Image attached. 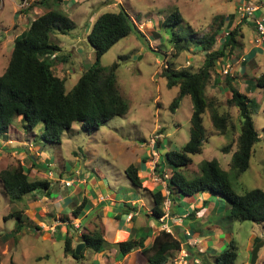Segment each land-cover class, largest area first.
<instances>
[{
  "label": "rangeland",
  "instance_id": "374dc122",
  "mask_svg": "<svg viewBox=\"0 0 264 264\" xmlns=\"http://www.w3.org/2000/svg\"><path fill=\"white\" fill-rule=\"evenodd\" d=\"M39 2L40 0H35L32 6L24 9L20 0H0V75L4 74L9 65L15 40L27 32L35 19L48 12V9L41 7ZM237 6L238 0H63L60 3L57 9L76 24V29L68 35L52 36L53 42L62 49L58 57L66 58L65 61L56 63L54 71L56 75L65 79L67 91H71L81 74L94 63V49L88 42L87 35L97 19L104 13L118 12L121 8L135 19L144 38H139L134 33L122 39L101 60L102 67L106 69L118 63L117 84L129 111L126 116L113 118L92 134L82 131L80 124L76 123L64 136L60 145L49 144L41 139L40 132L44 124L28 132L22 117L14 118L11 131L0 137V173L23 165L32 180L51 178L50 199L48 200L45 192L38 191L35 194L40 198L46 196L53 211L51 210L49 217L33 211L36 221L31 220L28 217L30 203L27 199L37 201L39 198L29 195L22 202L11 203L0 178L1 264H101L98 254L86 247L82 251L84 258L81 261L75 260L70 253H65L67 234L69 237L72 236L73 242L82 241L84 236L85 227L80 226L77 229L71 222L79 224L78 220L82 218L81 224L85 225L88 221V218L83 216L89 211V207L83 210L79 219L71 217V211L76 205L87 201V198L83 199L79 194L78 188L91 190L92 182L102 181L98 183L99 190L94 192L102 196L110 195L113 192L108 188L110 184L117 188L119 194L128 195L127 199L131 200L138 196L139 190L134 188L126 177L125 170L126 166L135 165L140 167L142 172L146 166L150 168L142 176L145 179L144 187L148 190L160 187L165 190V183L154 172L158 163L157 158L160 156L164 162L166 150H180L190 139V120L193 112L191 98L182 99L179 108L172 112L170 107L178 97L179 89H169L161 73L166 69V65L170 64L175 70L197 71L204 62V54L190 46L189 50L175 56L173 38L163 26L164 22L172 13L178 11L184 19L176 28L178 33H190L196 39L217 33L220 42L224 32L232 30L238 24ZM50 8L55 6L51 5ZM243 25L245 33L243 49H237L233 57L225 58L217 65L218 76L214 74L207 88L209 99L214 105L219 106L221 112L229 113L235 127L227 136H222L214 129L208 110L204 115L208 141L204 145L203 153L194 156L193 164L186 170V177L193 178L199 175L200 164L211 160H217L226 171L230 169L229 165L233 153L237 150L236 141L240 132L238 110L227 104L231 93L225 78L230 76L234 86L253 100L252 117L261 138L254 149L249 170L238 180L233 181L234 190L239 195L246 190L264 191V92L256 87L257 79L264 74V51L254 42L253 25L251 23ZM228 65H231L230 72L225 75L223 71ZM12 134H16L15 139L17 135H23L18 140L26 143L24 149L16 154H12L4 146ZM154 140L157 148L152 149ZM229 144L230 153H225L223 150ZM16 150L17 148H14L12 151ZM153 152H156L155 156ZM145 159L144 167L142 160ZM153 160L154 164L151 163ZM33 163L40 166L34 168ZM76 172H80L81 176L75 177ZM166 173L169 174V168ZM72 180H74L72 187H66L65 183ZM77 180H85L83 182L85 187ZM140 192L144 194L143 191ZM91 193L92 191H89L88 196L92 198ZM68 194L71 195L70 200L61 199ZM149 199L145 196V201L150 206ZM218 199L222 203L218 206L217 215L211 218L212 223L228 233L230 239L236 242L238 253L236 264H251L256 240L262 243L256 264H264V223L230 220L228 213H223V206L228 207L226 201ZM218 199H215L214 206L218 205ZM56 203L68 206L58 213V210L54 209ZM166 207L168 208L169 204ZM102 210L96 209L92 213L93 216L100 213L103 215ZM119 211L120 209L113 207L109 219ZM12 212L23 213L33 223L26 222L21 232L16 233L17 220L6 218ZM106 213L108 214L107 210ZM62 217L69 219L67 225L53 224L57 220L63 223ZM127 219H130L129 216ZM43 222L47 225L45 226ZM49 222L53 225L48 224ZM96 229L102 232L105 230L102 225L96 224L90 233ZM120 238L124 239V236L121 235ZM76 247L77 245L73 247L74 251ZM143 261V256L135 253L129 262L122 263L123 261L114 258L105 264H142Z\"/></svg>",
  "mask_w": 264,
  "mask_h": 264
},
{
  "label": "trees",
  "instance_id": "16d2710c",
  "mask_svg": "<svg viewBox=\"0 0 264 264\" xmlns=\"http://www.w3.org/2000/svg\"><path fill=\"white\" fill-rule=\"evenodd\" d=\"M62 1L40 0L39 5L48 9V12L35 19L28 31L14 42L9 65L4 74L0 75V137L8 133L15 117H22L28 132L44 124L40 132L41 139L49 144L60 145L76 123L80 124L82 131L92 134L113 118L128 114V104L117 84L118 63L106 69L102 67L101 60L122 39L134 33L139 38H144L135 19L123 8L118 12L104 13L97 19L87 35V40L94 49V63L81 74L71 91H67L65 79L54 71L56 63L65 61L66 58L58 57L62 49L53 42L52 36L68 35L76 29V24L57 9ZM51 5L55 8H50ZM183 20L182 15L175 11L163 24L173 38L175 56L194 46L203 52L204 62L197 71L175 70L171 64L166 65L161 76L166 79L169 89H179L178 97L170 107L172 112L179 108L182 99L191 98L193 112L190 120V139L180 150H166L165 161L160 159L155 166L154 172L165 183L168 195L161 187L147 191L143 186L145 179L140 176V168L135 165L127 167L125 175L134 188L149 192L153 201L151 214L157 221L166 215L165 204L173 201L175 193L186 198L209 193L226 201L230 220L264 223V191L246 190L239 195L233 187V181L249 170L254 149L261 138L252 117L253 100L234 86L230 76L225 78L231 93L227 104L238 110L240 120L237 150L233 153L230 169L224 170L217 160L203 161L199 166V175L186 177V170L193 164L194 156L203 153L204 145L208 141L204 126V115L207 111L210 110L214 129L222 136H227L235 127L229 113L221 112L219 106L209 99L207 88L214 74L218 76L217 65L225 58L233 57L237 49H243L245 33L244 25L240 23L230 29L227 39L222 40L221 37L220 42L217 33L196 39L190 33H178L176 28ZM256 87L264 92V74L257 79ZM230 149L231 144L223 151L230 153ZM142 162L145 164L146 159ZM33 166L36 168L40 165L33 163ZM168 168L169 174L166 173ZM0 178L11 203L22 202L27 196H32L38 191L45 192L46 195L51 194L52 179L47 177L45 180H32L23 165L2 171ZM86 203L84 200L71 211L73 219L82 217L83 210L87 208ZM133 211L135 212L136 208L126 204L116 219ZM196 213L197 211L192 212L190 217ZM6 218L17 220L16 233L21 232L26 222L33 223L21 212H12ZM61 220L63 223L69 222L65 217ZM150 238L151 232L147 231L140 239L136 240L131 236L126 241L110 244L105 240L102 230L96 229L89 235L84 234L82 242L96 254H101L105 247L115 248L118 261L135 251H141L146 258V264H168L182 249L187 248L191 252L188 246H184L182 239L166 230L153 237L151 245L146 247ZM258 242L260 240H256L254 245ZM72 243V238L67 235L65 253H70L75 260L81 261L84 254L77 256ZM192 255L205 260L207 253L195 251ZM237 259V245L231 240L226 249L215 258V262L236 264ZM194 262L195 260H192L190 263L195 264Z\"/></svg>",
  "mask_w": 264,
  "mask_h": 264
},
{
  "label": "crops",
  "instance_id": "0c3cea01",
  "mask_svg": "<svg viewBox=\"0 0 264 264\" xmlns=\"http://www.w3.org/2000/svg\"><path fill=\"white\" fill-rule=\"evenodd\" d=\"M31 1L34 2L35 0H31ZM17 8H19V6H17ZM16 12H17V9L15 10V13ZM14 24L15 23L13 21V26ZM10 131H11V128L9 129V132ZM15 135L12 134V137L4 144V146L9 149L7 150L11 151L12 154L18 153V151H20L21 149H24V147L26 146V143L24 141L21 142L18 140L23 135L21 134L17 135L16 136L17 139H15L14 137ZM17 142L18 143L20 142L19 144L23 143L25 145L22 146L19 144H14ZM14 148H17V150L12 151ZM126 167H129V165ZM144 167H145V164H144ZM147 169H150V168L146 166L144 168L145 170L144 172H146ZM140 172H141L140 176L142 177L144 172H142L141 169H140ZM101 182L102 181L92 182L93 184H92L91 190H87V189L81 190L80 188H78L79 194L82 196V198L83 199L87 198V207H89V211H87L84 214L83 218H88V221L85 223V225H82L81 224L82 218H81L78 220L80 222L79 224L78 223L76 224L74 222H71V223H73L74 227L77 229L80 226L82 228L85 227V230L83 233L86 235L87 233H90L92 231V228L96 224H98L99 226L102 225V227L105 229L103 231L105 240L110 244H115V243L126 241L131 236H133L136 240L140 239L143 234L149 231L151 232V238L146 245V247H148L151 245L153 241L152 240L153 237H156L162 230H166L167 232L175 234L176 237H179L180 239H182L184 246L186 245L191 249V252H189L187 248L182 249V251H180L178 255L176 256V258L180 256L181 252H184L188 255L187 259L189 262H192V260H198L200 264H216L215 258L226 249L227 245L232 240L230 239V236L228 233L220 229L219 226H217L215 223H212L213 220L211 218L217 215V213L219 212V211L217 212L218 206L222 202L217 197H214L210 195L209 193L198 194L197 196L193 198H186L184 196H180L179 194L175 193L174 197H172L173 201L172 202L170 201L169 207L168 208L166 207L165 209L166 210L165 216L167 217H166L165 222L162 223L160 221H157L151 214L152 207H153V201H152V198L149 192H147L148 191L147 187H145L147 191H144L143 189H138L139 190L137 192L138 196H135V198L128 200L127 199V197H129L128 195L122 196L117 191V188L110 186V184L108 188L109 190L113 191L110 195L102 196L101 194L94 192L95 190H99L97 189L98 188L97 186ZM84 184L85 183H82L81 186L85 187ZM102 187L103 189H105L104 185H102ZM153 189L155 188H151L149 189V191H152ZM89 191L90 192L92 191L91 194L93 195L92 198L94 199H92L91 196H88ZM140 191H143L145 196L148 199L150 198L149 199L150 206L145 201L144 194L141 193ZM32 196H34L35 198H39V199L37 201H33L32 198L27 199L28 203H30V213L28 214V217L31 220L36 221L35 219L36 216H34L35 214L33 213V211L38 213V215L44 213L45 216L49 217L50 213L53 211L48 203V200L50 199V195H47L48 200L46 199V196L40 198L35 193ZM61 199L70 200L71 195L68 194V196L61 198ZM215 199H218L217 200L218 205L216 206L213 205ZM126 204H130L132 207H135L136 211L131 212L129 215H122L119 219H116V216L121 213L122 211L121 209H123L124 205ZM54 206H53L54 209L56 208V210H58V213H59V211H61L64 207H67L68 205L61 206V204L56 203V205L54 204ZM113 207L120 209V211L116 212L113 218L109 219L113 211ZM96 209L98 210L103 209L101 211L103 212V215L100 213V214L93 216L92 213H94ZM144 209L146 211H144ZM106 210L108 214L106 213ZM194 211H197V213L195 214V216L190 217V214ZM228 211H229V206L228 207L223 206V213H228ZM60 216L61 215H59L58 217L60 218ZM128 216L132 218L127 219ZM95 220L97 221L94 222ZM43 223L45 226L47 225L45 222ZM68 223L69 222L60 223V221L57 220V221H54L53 224L58 225V226L60 225L65 226ZM48 224H51V223L49 222ZM121 235L124 236V239L120 238ZM80 243H85V242L74 241L72 245L73 247H75L76 245H79ZM195 251L207 253L205 260H202V259H199L193 256L192 254ZM135 253L142 255L144 259L142 264H146V258L141 253V251H135L129 254L122 260L123 261L122 263L129 262L131 260V257ZM98 256H99L101 264H105L109 261H113L114 258L117 257V250L112 247H107L101 254H98ZM173 260H171L168 264H173Z\"/></svg>",
  "mask_w": 264,
  "mask_h": 264
},
{
  "label": "built area",
  "instance_id": "2783aa9c",
  "mask_svg": "<svg viewBox=\"0 0 264 264\" xmlns=\"http://www.w3.org/2000/svg\"><path fill=\"white\" fill-rule=\"evenodd\" d=\"M32 1L31 0H24L21 3V7L24 9H27L31 6ZM237 18H238V24L243 23H251L253 25V30L255 32V39L254 42L257 47H260L264 51V0H238V6H237ZM230 31L224 32L222 36V40H225L229 37ZM167 67V66H166ZM231 65H228L226 69L223 71L225 75H228L230 72ZM152 149L155 147V140L153 141ZM153 155H156V152H153ZM160 156L157 158V162L159 161ZM154 164V160L152 161ZM155 169V168H154ZM75 177H80L81 173L76 172ZM167 177V176H166ZM78 182L83 183L84 180H77ZM74 183V180L66 182V187H72ZM167 195L169 194V191L165 190ZM170 202H166V206ZM167 216H164L163 218H160L159 221L164 223ZM129 218H132L129 216ZM188 255L184 252H181L180 256L173 260V264H191L188 261ZM195 264H200L198 260H195Z\"/></svg>",
  "mask_w": 264,
  "mask_h": 264
},
{
  "label": "water",
  "instance_id": "95a60500",
  "mask_svg": "<svg viewBox=\"0 0 264 264\" xmlns=\"http://www.w3.org/2000/svg\"><path fill=\"white\" fill-rule=\"evenodd\" d=\"M86 247L85 243H80L79 245H77L76 250H75V254L77 256L81 255L82 251L84 250V248ZM262 247V243H257L252 251V259H251V264H256L258 257H259V251Z\"/></svg>",
  "mask_w": 264,
  "mask_h": 264
},
{
  "label": "clouds",
  "instance_id": "9594fccd",
  "mask_svg": "<svg viewBox=\"0 0 264 264\" xmlns=\"http://www.w3.org/2000/svg\"><path fill=\"white\" fill-rule=\"evenodd\" d=\"M31 6H32V4H31ZM27 9H28V8H27ZM155 148H157L156 145H155L154 149H155ZM160 159H161V158H159V160H160ZM158 162H159V161H158ZM165 189H166V188H165Z\"/></svg>",
  "mask_w": 264,
  "mask_h": 264
}]
</instances>
